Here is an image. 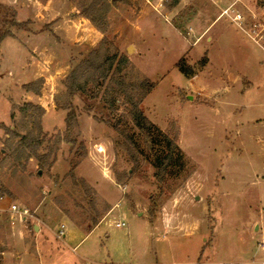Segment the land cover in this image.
I'll use <instances>...</instances> for the list:
<instances>
[{
	"label": "rangeland",
	"instance_id": "rangeland-1",
	"mask_svg": "<svg viewBox=\"0 0 264 264\" xmlns=\"http://www.w3.org/2000/svg\"><path fill=\"white\" fill-rule=\"evenodd\" d=\"M223 1L102 0L95 25L80 0H0L28 23L0 45V123L13 125V113L23 133L19 108L43 105L38 153L54 148L56 157L43 170L35 158L16 162V140L7 147L0 129V203L28 207L41 227L2 229L0 264H264L256 246L264 240V52L216 20ZM95 51L128 59L125 84L154 85L139 109L179 148L166 174L153 167L161 148L135 127L124 95H114L111 112L105 87L90 85L96 98L73 99L78 123L66 131L63 82ZM30 57L43 81L33 101L22 89L38 80L25 68ZM120 221L125 228L114 226Z\"/></svg>",
	"mask_w": 264,
	"mask_h": 264
},
{
	"label": "trees",
	"instance_id": "trees-1",
	"mask_svg": "<svg viewBox=\"0 0 264 264\" xmlns=\"http://www.w3.org/2000/svg\"><path fill=\"white\" fill-rule=\"evenodd\" d=\"M101 2L102 0H80V15L91 23L98 25L99 17L103 13ZM178 2L179 0H167L169 8H174ZM15 17L16 12L14 10L0 5V45L4 39L12 37L13 34L10 29L28 30V23L19 22ZM128 64V59L123 55H118L117 53L107 55L95 51L93 55L81 60L72 68L63 82L67 95V104L64 109L68 110L65 118L66 131L70 133L71 129L78 123L77 109L73 105V99L77 96L82 98L90 97L89 92L92 89L90 85L105 87L104 104L111 112L116 111L119 102L114 98V95H124L125 103L129 105V115L135 127L145 134L146 141L149 142L151 147L159 146L161 148V150L155 151L152 164L158 171V175L161 176L180 161V151L175 140L169 138L159 128L147 121L139 109V104L145 95L154 88V85L146 81L140 82L139 85L133 83L125 84L122 72ZM178 68L185 77L193 76L192 70L185 68L182 64ZM42 82V79H38L24 84L22 89L27 93L39 95ZM137 90L138 92L134 94ZM90 98L95 99L96 96ZM19 112L22 116V126H27V129H25L26 127L23 128V133L19 132L18 125H15V115L13 113L10 114L13 125L7 126L4 123H0V129L4 131L6 137V144L8 145L10 141L16 140L15 147L12 144L13 142L7 147L13 146V148L10 147L9 149L13 155H16V162L21 163L23 159L27 161L35 158L40 170L50 169L56 162V157L52 156L55 153L54 148H50L47 154L40 155L38 153L43 142L41 140L43 131L40 118L44 115L45 110L40 105L27 102L19 108ZM30 124H32V127ZM113 128L117 129L118 126H113ZM67 141L71 145L75 144L70 135ZM51 157L53 158L50 159ZM98 223L99 221H94L93 226L88 228L93 229Z\"/></svg>",
	"mask_w": 264,
	"mask_h": 264
},
{
	"label": "built area",
	"instance_id": "built-area-1",
	"mask_svg": "<svg viewBox=\"0 0 264 264\" xmlns=\"http://www.w3.org/2000/svg\"><path fill=\"white\" fill-rule=\"evenodd\" d=\"M158 7L166 5L167 0H146ZM217 21L224 18L249 39L256 47L264 52V0H224L221 5ZM97 154H103L102 145L94 146ZM39 220L36 213L28 207L14 202L0 203V231L7 227L13 228L17 224L33 231V225ZM116 228H125L123 221L114 224ZM57 238L64 237V226L61 225ZM258 250L264 251V240L257 242Z\"/></svg>",
	"mask_w": 264,
	"mask_h": 264
},
{
	"label": "crops",
	"instance_id": "crops-1",
	"mask_svg": "<svg viewBox=\"0 0 264 264\" xmlns=\"http://www.w3.org/2000/svg\"><path fill=\"white\" fill-rule=\"evenodd\" d=\"M203 34H206L205 32L203 33ZM202 34V35H203ZM201 35V36H202ZM201 36L199 37V38H201ZM198 39V38H197ZM196 39V40H197ZM212 38H208L207 40L208 41H210ZM35 51H36V47H34L33 48V50H30V52H31V54H33V53H35ZM31 57H32V55H31ZM31 57L27 60V62H26V65H25V68L27 69V68H32V69H34V67H35V63H32L31 62ZM34 71H35V73H33V76H36V77H33V80L34 79H38L37 77H42V75H39L38 73H37V71H36V69H34ZM9 75H12V72H11V70H9ZM47 80V79H46ZM25 97H26V99L27 100H32L33 101V97L31 96V94L30 93H27L26 92V95H25ZM40 99V98H39ZM42 107H44L43 105H42ZM99 224V223H98ZM35 229H37V230H35ZM33 231L35 232V233H37V232H40L41 231V227L40 226H37L36 225V227H33ZM58 233V231L56 232V234ZM55 234V235H56Z\"/></svg>",
	"mask_w": 264,
	"mask_h": 264
},
{
	"label": "water",
	"instance_id": "water-1",
	"mask_svg": "<svg viewBox=\"0 0 264 264\" xmlns=\"http://www.w3.org/2000/svg\"><path fill=\"white\" fill-rule=\"evenodd\" d=\"M33 227H36V225H33ZM35 230H37V229H35Z\"/></svg>",
	"mask_w": 264,
	"mask_h": 264
}]
</instances>
